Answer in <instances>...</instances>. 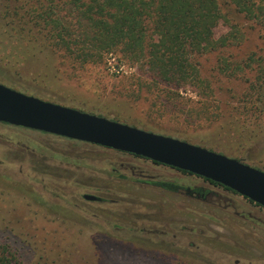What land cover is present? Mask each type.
<instances>
[{
	"label": "rangeland",
	"instance_id": "obj_1",
	"mask_svg": "<svg viewBox=\"0 0 264 264\" xmlns=\"http://www.w3.org/2000/svg\"><path fill=\"white\" fill-rule=\"evenodd\" d=\"M63 3L0 0V84L264 171V98L247 95L255 63L244 73L219 68L243 64L264 41L229 3L212 40L238 39L192 56L199 76L182 83L121 49L97 56ZM57 19L70 28L62 44L50 32ZM186 188L208 193L192 198ZM0 242L21 264H264V208L145 158L0 123Z\"/></svg>",
	"mask_w": 264,
	"mask_h": 264
},
{
	"label": "trees",
	"instance_id": "obj_2",
	"mask_svg": "<svg viewBox=\"0 0 264 264\" xmlns=\"http://www.w3.org/2000/svg\"><path fill=\"white\" fill-rule=\"evenodd\" d=\"M221 2L222 0H65L63 4L70 8L67 14H70L71 9L74 10L75 22L82 31V42L92 45L97 50V56L121 49L131 63L146 66L163 81L182 83L199 76L191 61L192 56L230 46L239 37L237 32L238 37L236 33H229L218 41L212 40V30L224 16L221 13ZM227 3L258 29L264 41V0H225V4ZM59 20L51 25L50 32L62 44L64 41L61 38L64 33L68 34L70 28L68 25L58 26ZM154 36H157L156 41ZM248 63H255L252 69L255 71V80L249 85L247 95L254 100L255 96L257 100H262L264 49L250 54L243 62L244 65L233 66L222 60L219 68H228L232 74L244 73L252 68ZM204 180L231 191L220 184ZM153 184L169 192H177L180 188L163 182ZM185 191L187 196L199 199H204L208 193L198 188H186ZM0 264H21L17 252L1 242ZM44 264L64 263L47 261Z\"/></svg>",
	"mask_w": 264,
	"mask_h": 264
},
{
	"label": "water",
	"instance_id": "obj_3",
	"mask_svg": "<svg viewBox=\"0 0 264 264\" xmlns=\"http://www.w3.org/2000/svg\"><path fill=\"white\" fill-rule=\"evenodd\" d=\"M0 123L145 158L220 184L264 208V171L176 138L42 101L2 84ZM82 198L99 200L87 194Z\"/></svg>",
	"mask_w": 264,
	"mask_h": 264
},
{
	"label": "flooded vegetation",
	"instance_id": "obj_4",
	"mask_svg": "<svg viewBox=\"0 0 264 264\" xmlns=\"http://www.w3.org/2000/svg\"><path fill=\"white\" fill-rule=\"evenodd\" d=\"M18 128H19V127H18ZM202 192H203V191H202ZM204 194H205V193H204ZM84 195H85V194H84ZM192 195L196 197V195H194L193 192H192ZM197 195H200V194L197 192ZM96 197H97V196H96ZM98 198H99V200H96V201H93V202H97V203H98V202H101V201H102V199H101L100 197H98ZM82 199H83V198H82ZM91 202H92V201H91Z\"/></svg>",
	"mask_w": 264,
	"mask_h": 264
}]
</instances>
